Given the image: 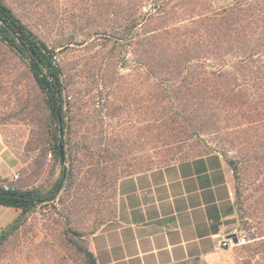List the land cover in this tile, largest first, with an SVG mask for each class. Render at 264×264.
Here are the masks:
<instances>
[{
	"label": "rangeland",
	"instance_id": "rangeland-1",
	"mask_svg": "<svg viewBox=\"0 0 264 264\" xmlns=\"http://www.w3.org/2000/svg\"><path fill=\"white\" fill-rule=\"evenodd\" d=\"M4 1L55 50L68 111L65 132L58 133L65 150L61 163L53 150L55 126L27 61L0 42V184L17 174L16 187L47 193L63 166L72 177L56 199L27 214L0 247V264H87L84 249L113 216L121 178L147 170L149 162L210 152L221 154L231 170L237 202L240 241L221 260L264 264V119L246 124L241 110L247 108L231 103L230 111L222 106L216 123L197 127L180 119L182 108L194 107L197 85L181 87L176 75L195 63V45L205 38L200 36H209L200 22L208 25L234 0H165L157 12L152 0H139L133 9L139 21L130 32L127 0ZM225 51L218 50L226 61ZM210 76L207 102L218 106L215 89L223 84ZM18 215L0 205V232Z\"/></svg>",
	"mask_w": 264,
	"mask_h": 264
},
{
	"label": "trees",
	"instance_id": "trees-1",
	"mask_svg": "<svg viewBox=\"0 0 264 264\" xmlns=\"http://www.w3.org/2000/svg\"><path fill=\"white\" fill-rule=\"evenodd\" d=\"M127 1L132 7L125 18L128 23V32H130L139 21L133 9L140 1ZM120 3L117 5L118 9H121L123 5V2ZM151 5L157 12L166 4L165 0H152ZM200 24L201 28L205 29L203 32L209 36L206 37L204 34L200 36H205V38L201 43L198 41L195 45L194 49L198 53L195 63L185 72L176 75L181 77V87H188L191 83L197 85V88L192 90L196 96L195 105L190 112L186 108H182L180 119L187 122L190 120L191 124L197 125V127L200 124L213 123L215 122L213 119L217 120L222 116V106L230 111V103L237 105L239 110L244 106L247 108V110H241V117L244 118L246 124H252L251 119L254 117L264 119V0H234L222 8L220 13H216L209 19L208 25L205 21ZM0 42L9 47L21 59L27 61L28 70L44 97L50 121L55 126V132L52 134L54 153L60 162L64 163L60 155L59 143L61 140L58 133L62 135L65 132L68 109L66 108V85L63 80V69L57 61L55 50L49 48L46 42L31 31L4 0H0ZM222 47L226 49L225 52L229 56L226 61L218 52ZM205 55H211L210 59L216 64L207 63ZM214 65H217V69L211 72L209 69ZM210 75L215 76L217 81L223 84V87L215 89L216 94L218 93L217 97L219 96L221 101L218 106L207 102V98H210V94L213 93L208 85L211 83ZM188 78L191 79L186 81ZM179 93L183 95L182 90H179ZM175 94L178 96V91ZM59 109L62 118L61 124L58 120ZM187 111L190 116L187 115ZM237 126H241V124H237ZM253 159L254 157L249 158V160ZM172 160H174L173 157H168L161 160L160 163L149 162L148 169L145 171L159 168V164ZM154 164L157 166L152 167ZM228 164L235 171L232 164L230 162ZM70 172L71 170L63 166L61 177L47 193L36 189H20L14 184L13 190H6L0 185V205L19 211V215L13 223L0 232V247L23 225L27 214L33 212L40 204L56 199L64 188L65 182L71 179ZM2 182H7V180H2ZM84 254L87 264H97L89 249H84Z\"/></svg>",
	"mask_w": 264,
	"mask_h": 264
},
{
	"label": "crops",
	"instance_id": "crops-1",
	"mask_svg": "<svg viewBox=\"0 0 264 264\" xmlns=\"http://www.w3.org/2000/svg\"><path fill=\"white\" fill-rule=\"evenodd\" d=\"M237 214L232 172L212 152L121 178L88 247L97 264H224Z\"/></svg>",
	"mask_w": 264,
	"mask_h": 264
},
{
	"label": "built area",
	"instance_id": "built-area-1",
	"mask_svg": "<svg viewBox=\"0 0 264 264\" xmlns=\"http://www.w3.org/2000/svg\"><path fill=\"white\" fill-rule=\"evenodd\" d=\"M18 178L19 176L16 174L13 176V179L11 180V182L9 183L4 182V183H1L0 185H2L6 190H10V189L13 190L14 189L13 183L16 182ZM233 234H236V232H234ZM234 245L235 243H233L232 239L230 238L227 241L223 242V247H226V248H230L231 246H234Z\"/></svg>",
	"mask_w": 264,
	"mask_h": 264
},
{
	"label": "water",
	"instance_id": "water-1",
	"mask_svg": "<svg viewBox=\"0 0 264 264\" xmlns=\"http://www.w3.org/2000/svg\"><path fill=\"white\" fill-rule=\"evenodd\" d=\"M58 114H59L58 120H59V123L61 124L62 118L60 115V109L58 111ZM59 147H60V155H61L62 162H65V150H64V145L62 141H60ZM229 238L232 239L233 243L235 244L239 243V237L236 234H231Z\"/></svg>",
	"mask_w": 264,
	"mask_h": 264
}]
</instances>
